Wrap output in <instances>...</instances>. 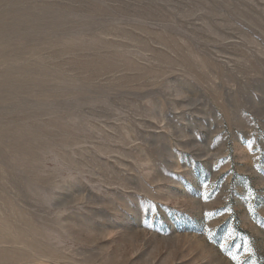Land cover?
<instances>
[{
	"label": "rangeland",
	"instance_id": "obj_1",
	"mask_svg": "<svg viewBox=\"0 0 264 264\" xmlns=\"http://www.w3.org/2000/svg\"><path fill=\"white\" fill-rule=\"evenodd\" d=\"M0 264H264V0H0Z\"/></svg>",
	"mask_w": 264,
	"mask_h": 264
}]
</instances>
